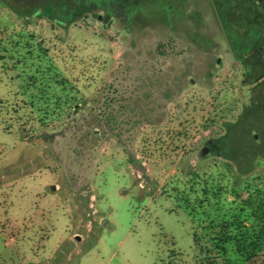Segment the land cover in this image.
I'll return each mask as SVG.
<instances>
[{
  "label": "rangeland",
  "instance_id": "obj_1",
  "mask_svg": "<svg viewBox=\"0 0 264 264\" xmlns=\"http://www.w3.org/2000/svg\"><path fill=\"white\" fill-rule=\"evenodd\" d=\"M245 2L0 0V264H244L240 239L264 264V0ZM111 99L131 119L92 137ZM226 133L254 149H209Z\"/></svg>",
  "mask_w": 264,
  "mask_h": 264
},
{
  "label": "trees",
  "instance_id": "obj_2",
  "mask_svg": "<svg viewBox=\"0 0 264 264\" xmlns=\"http://www.w3.org/2000/svg\"><path fill=\"white\" fill-rule=\"evenodd\" d=\"M60 7L63 8L62 5ZM249 8H251V7L249 6ZM58 9L59 8L57 6H54V5L43 6V8L35 9L34 14L39 16V17H45L46 19H49V20L54 19L59 24V22L63 23L64 19H63L62 15L60 14V12H58ZM260 18H263V20H264L263 15H261ZM127 106H128L127 103H124V102L121 103L119 100H116V99H114V100L111 99V101H107L105 103L104 107L99 108V112H98L99 115L94 116L91 119L92 127L88 128V130H87L88 134H91L92 137H95L99 134L100 131H102V132L103 131L105 132L107 130L114 131L117 128H119L121 125L125 124L126 120L131 119V117H129V116H128V118L124 119V117L122 116L123 114L129 115ZM128 122H130V121H128ZM94 129H95V131H93ZM90 131H92V133ZM105 133H108V132H105ZM110 134H112L110 138L115 137L116 139H118L120 141V139H119L120 133L118 135H116L115 133H110ZM92 137H89V138L91 139ZM84 139H85V142H87V143L89 142V144H92L93 138H92V141L90 139H87V137H84L83 140ZM92 145H95V144H92ZM258 192L257 193L259 194L258 195L259 198L256 197L257 203L255 205H256V208L259 210V213L261 215L260 220H259V222L261 224L260 223L259 224H260V227H261V225H262V227H261V230L258 231V237L257 238L262 243V241L264 240V190H258ZM246 202H248V201H246ZM220 237H221V238H219L220 242H223L226 239V235H221ZM236 243H237L238 250L241 251L240 252L241 255H239V257L240 258H243V257L246 258V260L244 261V264H246L247 262L249 263L251 258H253L255 255L253 253H251V254L247 253L246 255H243L244 251H247V248L245 247L244 244H242L241 239L237 240ZM256 245H257V243L254 242L250 246L254 247V249H255ZM218 248L221 249L220 247H218Z\"/></svg>",
  "mask_w": 264,
  "mask_h": 264
},
{
  "label": "flooded vegetation",
  "instance_id": "obj_3",
  "mask_svg": "<svg viewBox=\"0 0 264 264\" xmlns=\"http://www.w3.org/2000/svg\"><path fill=\"white\" fill-rule=\"evenodd\" d=\"M248 2L250 3V0H248ZM245 3H247V0H246V2ZM251 4V3H250ZM260 16H261V14H257V13H254V17H253V19H252V22H251V24L253 23V22H259V24H260V26L262 27V24H263V22H264V20L262 19H260ZM264 16V15H263ZM252 27H254L253 25H251L250 26V31H249V33L251 32V29H252ZM264 27V26H263ZM253 32V31H252ZM261 35H263L262 34V32H257L256 31V35H253V37L254 38H252V43H250V45H251V47H250V49L253 47V45H255L256 43V41L259 39V38H261ZM248 36V35H247ZM250 49H247L246 51H247V53H252L253 51H251V52H248V51H250ZM264 50V48L263 47H261V48H259V49H256L255 51H259V50ZM262 51L261 52H259V54H257V55H262ZM249 55V54H248ZM247 55V56H248ZM253 55V54H252ZM259 57V56H258ZM264 59H260V57H259V61H257V60H255V62H257V63H252V67H256V66H258V65H260L258 68H260L261 67V65L262 64H264V61H263ZM219 61V60H218ZM259 63V64H258ZM257 64V65H256ZM252 70V69H251ZM248 71V73L246 74V77H247V75H250V76H254V74L255 73H253L254 71ZM260 71H262V73H260V74H258V75H256L253 79H252V81L250 82V83H252V84H257V83H260L262 80H264V71L263 70H260ZM253 86V85H252ZM257 104V99H252V100H250V104L248 105V109L249 110H252L253 108H254V105H256ZM260 107L262 108V111H263V115H264V107L263 106H261L260 105ZM264 117V116H263ZM227 134V133H226ZM230 136L231 135H229V134H227L226 135V137H218L217 139H215V140H213V141H209L206 145H208L209 146V149H213V147H214V149H218L219 148V144L221 143V142H223L224 144H225V147L226 146H229L230 145V143L232 144V146L235 148V150H236V153L239 155L240 153H239V148L240 149H242V151L243 152H245V151H247V152H252V150L254 149V144H251V143H247V142H245V141H243V140H239V142L237 143V141H236V139H234V137L233 136H231V138H230ZM224 138H226V139H224ZM223 139V140H222ZM230 140V142L229 141H227L226 142V140ZM254 139H256V136H254ZM259 139H256V141H258ZM261 147H264V138H263V140H260V148ZM228 148V147H227ZM208 149V148H207Z\"/></svg>",
  "mask_w": 264,
  "mask_h": 264
},
{
  "label": "water",
  "instance_id": "obj_4",
  "mask_svg": "<svg viewBox=\"0 0 264 264\" xmlns=\"http://www.w3.org/2000/svg\"><path fill=\"white\" fill-rule=\"evenodd\" d=\"M53 189H55V187H53Z\"/></svg>",
  "mask_w": 264,
  "mask_h": 264
}]
</instances>
